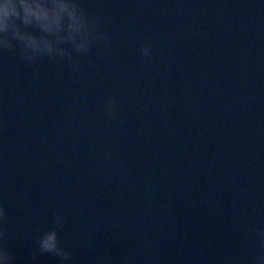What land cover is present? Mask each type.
<instances>
[{
    "label": "clouds",
    "instance_id": "1",
    "mask_svg": "<svg viewBox=\"0 0 264 264\" xmlns=\"http://www.w3.org/2000/svg\"><path fill=\"white\" fill-rule=\"evenodd\" d=\"M112 23V17L98 16L89 11L83 0H0V54L13 53L29 67L47 60L67 64L75 75L84 69L77 56L96 54L103 60L114 54V46L104 26ZM154 43L145 37L139 52L141 60L147 61L153 55ZM89 69L95 64L89 60ZM102 111L113 121L120 120V110L112 97H107ZM104 159L112 170L123 168V162L111 148L104 151ZM100 175L108 179L106 170ZM256 194L251 193L250 202ZM67 217L58 212L52 219V226L35 238V250L30 260L37 264L38 258L50 255L60 264H72L73 253L61 243L60 230L65 227ZM248 238L255 242L251 256L227 255L217 264H264V222L251 223L247 227ZM8 240V210L0 203V264H17L16 253Z\"/></svg>",
    "mask_w": 264,
    "mask_h": 264
}]
</instances>
